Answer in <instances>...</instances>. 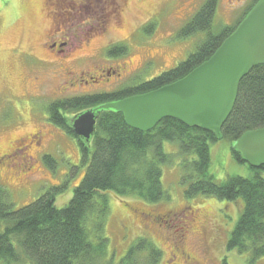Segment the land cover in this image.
I'll list each match as a JSON object with an SVG mask.
<instances>
[{"label": "rangeland", "instance_id": "374dc122", "mask_svg": "<svg viewBox=\"0 0 264 264\" xmlns=\"http://www.w3.org/2000/svg\"><path fill=\"white\" fill-rule=\"evenodd\" d=\"M110 1L96 0L92 6L97 8L91 12H98V8L107 12L120 8L113 4L111 11ZM205 1L127 0L123 11L124 31L113 29L109 35L89 42L83 50L73 48L72 56L81 57L76 64L57 62L56 65L55 55L45 47L54 25L49 18V0H0V186L6 188L16 208L29 204L51 188L59 189L55 193V207L64 208L87 169L81 161L77 140L47 121L46 105L57 98L85 97L116 91L126 84L148 82L176 67L194 52L204 37L200 33L179 40L176 34ZM251 1L217 0L213 26L234 24ZM73 15L71 36L76 46L84 29L93 27L94 20L92 15L88 18ZM149 22L155 23V29L151 36H146L142 29ZM111 44L127 47L126 55L117 59L107 57L106 49ZM119 63L129 64L130 74L122 79L116 73L113 75ZM96 68L108 70L110 77L95 79L87 85L77 82L79 86L75 88L66 84L60 92L71 89L70 93L56 95L55 88L63 81L66 70L77 74L92 72L90 75L94 77ZM38 93L43 95L31 97ZM34 132H40L42 139L25 150L18 144L21 157L15 149L8 151V143ZM162 147L168 154L178 151L172 143L166 142ZM210 150V170L217 180L235 174L251 176L248 168L234 163L226 143L210 145ZM8 153H14L15 160L4 161L2 157ZM45 156L51 158L52 166L45 163ZM24 160L31 162L30 165L27 162L24 166ZM180 162L181 158L175 155L171 165L160 167L166 200L148 205L130 197L123 200L125 205L122 199L107 194L109 212L104 233L108 239V257L113 256V264L118 263L137 238H145L160 250L158 264H250L247 254L226 249L242 202L202 196L185 198ZM18 164L22 165L20 169ZM261 177L264 178V173ZM158 216L161 221H156ZM255 264H264V256Z\"/></svg>", "mask_w": 264, "mask_h": 264}, {"label": "trees", "instance_id": "16d2710c", "mask_svg": "<svg viewBox=\"0 0 264 264\" xmlns=\"http://www.w3.org/2000/svg\"><path fill=\"white\" fill-rule=\"evenodd\" d=\"M257 2L251 1L234 24L217 28L213 26L217 0H206L176 34L179 40L200 33L204 36L194 52L176 67L148 82L85 97L57 98L46 105L47 121L77 140L87 169L62 209L55 207L57 188L16 208L6 188L0 186V264H113L104 233L109 212L107 194L122 199L125 205L123 200L130 197L148 205L166 200L160 167L171 165L175 155L181 158L178 167L185 198L202 196L242 202L226 243L227 251L247 254L250 264L264 256V167H249L231 149L242 135L264 127V65L251 68L241 79L233 110L221 128V139L170 118L148 132L136 131L126 125L122 114L113 111L99 113L89 143L78 138L71 125L75 116L102 104L148 94L184 78L209 60ZM154 29L155 23L149 22L142 32L151 36ZM126 52L124 45L111 44L105 55L117 59ZM166 142L174 144L178 151L165 153L162 146ZM219 142L230 147L234 163L248 168L250 177L235 174L217 180L213 176L210 145ZM43 160L52 166L50 157ZM159 251L148 239L137 238L116 264H158Z\"/></svg>", "mask_w": 264, "mask_h": 264}, {"label": "water", "instance_id": "95a60500", "mask_svg": "<svg viewBox=\"0 0 264 264\" xmlns=\"http://www.w3.org/2000/svg\"><path fill=\"white\" fill-rule=\"evenodd\" d=\"M219 49L184 78L157 90L105 103L71 119L74 134L90 142L101 111L120 113L128 127L148 132L165 118L199 128L221 139L238 85L251 70L264 65V0H259ZM244 164L264 167V127L242 135L231 146Z\"/></svg>", "mask_w": 264, "mask_h": 264}, {"label": "flooded vegetation", "instance_id": "af4514ba", "mask_svg": "<svg viewBox=\"0 0 264 264\" xmlns=\"http://www.w3.org/2000/svg\"><path fill=\"white\" fill-rule=\"evenodd\" d=\"M48 6H51L50 8V19L53 21L52 25V31H49V36H47V41L45 42V47L48 52L52 53L55 55V64H76L75 62L79 61L81 59L80 56H75L73 57V48H76L75 50H83L84 47H86L89 42H93L97 39H99V36L105 37L109 35L108 33L112 31L113 29L121 31H124L125 28V23L123 21V14L125 9L127 8L128 2L127 0H112L110 1L111 3V11L113 8V4L116 5L117 7L120 6V8H115L112 12L106 11V9H99L98 12L92 13V11L96 10L97 6H92L95 5L94 2L96 0H78V1H73V0H53L54 3L50 2ZM101 1V0H100ZM79 14L81 15L82 18H88L89 16L92 15L93 17V23H92V28L88 27L84 29V31L81 34V39L77 43L76 46L73 39V36H71L72 32V15ZM73 15V16H75ZM69 23L70 26H67ZM69 27V28H68ZM110 27V28H109ZM60 29H63L62 33L60 32ZM80 32V31H79ZM81 33V32H80ZM60 35V37H59ZM72 47V48H70ZM78 48V49H77ZM57 56V58H56ZM42 66H46L44 64H41ZM47 67V66H46ZM115 72L113 75L116 73L120 79L124 77L126 74H130L128 71L129 69V64H124V63H119L116 64V67L114 68ZM92 72H87V73H74L71 71L66 70L64 74V79L62 82L57 85V88H55L57 91L58 96H62L66 93H70L71 89L68 91L66 90L65 92H60V88H62L64 85L68 84L70 87H77L80 83V85H87L90 81L93 82L95 79H102V78H109L110 74L109 71L103 68H96L95 71H93L94 77L90 75ZM124 74V75H123ZM122 75V76H121ZM83 77H86L87 80L84 81ZM42 94V93H41ZM40 93L36 95H31V97H36L41 95ZM43 95V94H42ZM57 96V97H58ZM38 97V98H39ZM42 139V134L40 132H34L31 134L24 135L23 137H20L19 139H15L14 142L8 143L9 144V152L12 149H15L17 151L16 154L19 155V157L22 156V152H20L17 147L18 144H21V149L23 148L25 150L26 147H30L33 143L38 142ZM17 156V155H16ZM2 159L4 161H9L11 159L15 160V154L14 153H8L5 154ZM28 159L31 161L32 158L28 157ZM28 160H24L22 164L27 163ZM31 162H28V166L30 165ZM23 166V168H24ZM18 169L22 167L19 164L17 165ZM22 168V169H23ZM165 217L170 218L168 215H165ZM157 220L161 221V217L159 216ZM190 259V257L188 258ZM191 260V259H190Z\"/></svg>", "mask_w": 264, "mask_h": 264}]
</instances>
